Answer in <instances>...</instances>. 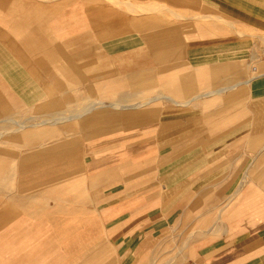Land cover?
I'll use <instances>...</instances> for the list:
<instances>
[{"label":"crops","instance_id":"obj_1","mask_svg":"<svg viewBox=\"0 0 264 264\" xmlns=\"http://www.w3.org/2000/svg\"><path fill=\"white\" fill-rule=\"evenodd\" d=\"M199 1L219 17H228L252 30V39L198 40L175 64L166 62L157 68L124 74L109 71V80L94 87L101 92L99 96L86 97L83 103L76 101L75 107L57 114L38 116L34 122L16 120L9 102L0 97V114H6L2 120L12 122L3 125L0 137L10 131L20 132L6 139L12 147L0 146V170L4 169L0 173V240L10 255L0 264H66L67 258H55L57 249L66 252L70 245L85 250L86 242L78 232L92 218L88 209L103 220L98 204L86 208L85 203H94L91 192L102 181L93 175L88 183V166L80 164L75 155L79 150L75 130L89 128L86 133L93 137L106 130L98 127L99 122H119L133 128L151 123L157 116L156 174L152 182H140L143 187L153 183V189L136 194L139 185L134 183L111 190L109 195L102 192L100 204L111 209L106 213V223L102 221L97 229H114L120 224L115 241L127 257H132L128 264L134 263L138 247L154 239L184 240L178 245L174 241L161 264H264V0ZM96 2L95 27L99 30L101 26L102 39L130 31L104 36L102 13L106 10L146 14L167 7L160 2ZM89 14L87 0H0V82L23 101H34L36 86L42 87L46 79L43 73L49 71L50 64H76L86 57ZM10 32L17 34L18 44L12 43ZM177 37L176 29L142 33L143 41L165 42L163 48L160 44L161 50L171 48L182 54ZM127 39L135 41L134 37ZM71 40L75 41L73 45ZM19 46L22 50L12 51ZM66 46L78 49L75 53L83 48L84 56L66 55ZM31 55L37 71L27 65ZM57 56L63 61L51 59ZM94 59L97 63L102 57ZM143 62L151 63V59ZM81 78L85 80L86 76ZM35 80L38 84L32 82ZM154 80L161 88L147 92ZM117 86L129 90L118 92L114 99L103 98L105 89ZM65 89L63 83L57 84L62 95ZM160 101L173 107H155ZM54 104H63L61 97ZM86 147L90 154L86 158L92 159L97 169L102 143L88 142ZM132 149L133 144L128 143L119 152L125 155ZM148 150L152 152L153 147ZM9 158L12 161L8 165ZM61 161L66 162L62 172L45 168L46 163ZM50 173L63 177L48 180L46 187L29 189L45 181L41 178ZM113 176L103 182L110 183ZM140 204L142 213L135 210ZM147 207L152 209L149 213L145 212ZM46 222L52 229L44 226ZM156 223L185 225L193 230L187 234L145 229L147 224ZM55 229L61 233L56 235ZM189 245L195 250V258L186 250ZM18 249L26 254L25 260L14 261L11 255ZM80 255L82 264L94 263L87 252Z\"/></svg>","mask_w":264,"mask_h":264},{"label":"rangeland","instance_id":"obj_2","mask_svg":"<svg viewBox=\"0 0 264 264\" xmlns=\"http://www.w3.org/2000/svg\"><path fill=\"white\" fill-rule=\"evenodd\" d=\"M130 1L144 3L160 2L167 7L163 10L146 14L128 13L123 12L122 10L117 13L112 10H106L102 13V29L103 31H106L104 32V36L109 32L121 33L127 29L130 31L122 34H116V36L112 38L102 39L103 35L101 33V26L99 25V30H96L95 27V19H98V16H94V8L97 2L96 0H87L88 12L92 14L88 15V24L86 29V57L79 58V61H81L80 63L69 64L59 62L50 64L49 71L46 73L44 72L45 74L43 73V75H46V79L42 80V87H39L38 85L36 86L37 93L35 92L36 94L33 96L35 99L30 102L23 101L11 89L7 88L0 82V97L9 102V106L13 113L12 115L16 120L34 122L39 120V118H37L38 116L43 117L50 113L57 114L62 109L75 107L77 105L76 101H78V103H83L86 100V97L93 95L99 96L101 92L96 90L94 87H97L101 81L107 82L109 80V71L115 72L114 74H124L129 71L135 72L148 67L157 68L166 62L175 64V62L181 60L179 56L185 57L189 54L191 44L193 42L196 44L198 40H204L207 38L252 39V37H249V32L252 30L228 17H219V14L213 13L211 10L207 9L199 0H186L183 2L181 0ZM114 22H118V24H114ZM207 28L209 29V32L207 31ZM158 29H176L178 35L176 43L177 45H180L179 49H181L182 54L172 52L171 48L167 51L161 50L159 48L161 44H159V41L153 42L142 40V33L145 32L153 34ZM9 34L12 38V43L18 44L19 37L17 34L13 32H10ZM73 35L74 33L71 32V37ZM129 37H134L135 41L129 42L127 39ZM121 42H123L121 46H116L117 43ZM74 43L75 41L71 40L70 44L73 45ZM168 43L172 44V40L169 39ZM66 44H69V42L66 41ZM162 44V48L164 45H167L165 42ZM101 45L103 46L101 47ZM16 50H22V48L20 46L12 48V51ZM77 50L78 49H75L73 46H66L64 48V51L67 53H65L66 55L73 56L76 54L84 56L82 53L84 50L83 48L81 49V52L75 53ZM94 56L102 57V60L99 59L97 60V63H95ZM149 58L151 59V63L143 62L144 59L146 61ZM51 59H59V61H63L64 58L57 56L56 58ZM29 60L30 64L27 65L32 69V71H37L38 65L33 63V55H31ZM154 61L157 62L155 63ZM102 71V75L104 77L101 78L100 75ZM81 76H86L85 80L82 79ZM69 78H72L74 81H71ZM32 82L38 84L37 80ZM60 82L66 87V89L63 90L65 92L63 95L61 91L58 92L57 90V84ZM158 83L159 81L154 80L150 88L146 89V91L151 93L156 92V90L161 88ZM89 85L92 89L89 88ZM128 90V87H108L103 91V98L108 100L114 99L118 97V92ZM60 97L63 104H54V101H57ZM70 98L75 100L70 102L68 101ZM154 105L160 109L173 107L172 104H169L166 101H160ZM5 115L6 114H0V130L3 129V125L12 124L11 121L2 120L5 118ZM158 120L159 117L157 116L155 120L151 121V123L148 122L147 124L133 128L123 127L119 122H99L98 127L102 126L104 129L106 128V130L103 131L102 134H98L93 137H88L89 135L86 133L90 130L89 128H78L75 130L77 132V143L79 145V150L75 153V155H77L80 164H86V168L88 166V183L91 182L93 175H97V178L102 181L101 184L95 187L91 192L94 203H85V206L86 208H89L91 205L98 204L97 206L99 209L97 211L103 215V222L107 217L106 213L109 212L111 208H106V205L100 204V194L102 192L109 195L111 190H122L125 189L127 185L134 183L139 185L138 187H135L137 192L135 191L134 193L136 194L141 192L143 189H153V183L149 182V185L143 187L140 182H148V180L152 182L153 177H155L156 174V158L159 149ZM11 134H20V132L10 131L5 133L2 137H0V146L12 147L10 142H6V139ZM88 142L93 144L95 142L102 143V159L100 160V166L97 169H94L92 166L93 160L86 158V156L90 155L87 154V150H89L86 147ZM128 143H131V146L133 144V149L125 155L122 152H119L121 147H125ZM149 146L153 147L152 152H149ZM115 147L116 150H112ZM11 161V158L7 160L8 165ZM89 165L92 167H89ZM45 168L50 172H55V170L62 172L66 168V162H49L46 163ZM3 172L4 169H1L0 173ZM112 173H114L112 181L110 183L103 182ZM61 177H63V174L57 176V174L50 173L49 177L44 176L41 178L45 179V181H41L42 183L40 182V184L28 187L30 190L46 187L49 183L47 182L48 180L57 181L58 179H61ZM126 178H130L129 181H126ZM114 181H117L118 183H114ZM124 204H126V202ZM139 209H141L140 213L144 211L142 210V204H140L138 208H135V210ZM151 210L152 209L150 207H147L145 212L149 213ZM88 212L92 218L85 226H83L82 229H80V232H78L79 238L84 239L86 242V249L81 251L69 245L66 252L64 250L57 249L56 252L58 253H56L55 258H67L68 262H66V264H82L81 257H83V255H80V252H87V257H94L93 264H128V261H130L132 257H127L125 254L126 252L121 250L120 246L116 245L115 241V236L121 228L120 224L116 225L114 229H97L102 221L98 217H94L96 214L91 213V209H88ZM69 219H71V217H69ZM49 223L46 222L44 226L47 224L49 229H52V224ZM65 226L68 225L66 224ZM153 226L154 229H152ZM145 229L157 232L167 231L172 233H183L185 231L186 233H190L193 230L189 226L185 225L181 226L179 224L160 223L147 224ZM58 232L61 233L55 229L56 235H58ZM19 241L20 240H17V243ZM174 241L178 245L184 240L154 239L147 241L146 245L138 247L136 255H134L135 261L133 264H161L170 253L168 250L172 248ZM113 244L116 245V247ZM3 247L1 239L0 260L10 256L6 253L5 249L3 250ZM186 250L189 251L188 254L193 258L195 250L192 245H189ZM21 251L22 249H18L12 253L11 256L14 258V261H23L27 258L26 254ZM33 252L35 254V250H33ZM28 257H30V254ZM4 264L14 263L9 261Z\"/></svg>","mask_w":264,"mask_h":264}]
</instances>
